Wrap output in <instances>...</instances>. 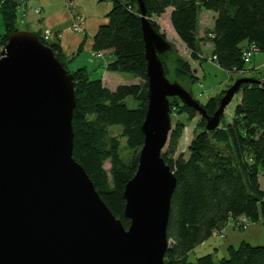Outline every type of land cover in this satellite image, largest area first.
Segmentation results:
<instances>
[{
	"label": "trees",
	"instance_id": "trees-1",
	"mask_svg": "<svg viewBox=\"0 0 264 264\" xmlns=\"http://www.w3.org/2000/svg\"><path fill=\"white\" fill-rule=\"evenodd\" d=\"M112 8L93 37V50L110 52L114 60L108 65L113 73H128L134 79L116 89L107 87L102 79L92 78L83 67L70 70L71 59L59 42H49L36 34L40 41L51 47L57 58L74 77L76 108L73 115V157L93 181L101 199L121 220L126 229L130 220L125 217L126 185L134 178L139 156L144 145L142 132L148 110V77L146 43L142 29V12L138 0H110ZM146 18L155 31L167 38L162 29L173 35L179 44L199 60L201 43L210 40L211 59L228 73L246 72L244 51L255 45L264 53V0H143ZM215 15L213 27L201 36L202 12ZM0 13L5 32L0 42L6 45L17 28L18 5L15 0H1ZM166 15V20L163 19ZM163 31V32H162ZM173 50L171 46L170 52ZM167 54V55H166ZM168 53L160 56L166 76ZM175 76L195 83L198 78L190 62L176 56ZM251 83H243L236 93L232 119L224 122V115L214 130L207 129V120L194 133L188 156L175 157L183 124H177L170 137L168 151L162 157L177 179L171 200L168 224L166 264H264V245L252 246L246 242L230 247L228 258L214 261L205 255L195 262L189 255L228 222L245 218L250 224L264 218V71L253 69ZM231 87V85L229 86ZM227 89L223 90L224 94ZM209 97L199 102L206 115L214 116L223 98ZM128 98L136 102L130 108ZM197 101V100H196ZM171 113L193 119L198 112L179 98H171ZM227 110V108H226ZM122 127L121 134L112 135L111 127ZM131 152L129 162L121 154V140ZM106 163L110 169H105Z\"/></svg>",
	"mask_w": 264,
	"mask_h": 264
},
{
	"label": "water",
	"instance_id": "water-1",
	"mask_svg": "<svg viewBox=\"0 0 264 264\" xmlns=\"http://www.w3.org/2000/svg\"><path fill=\"white\" fill-rule=\"evenodd\" d=\"M148 110L136 175L126 185V229L75 161L74 77L33 32L18 31L0 52V264H166L171 200L177 179L162 157L171 130L170 98L218 127L243 83L214 116L179 83L160 56L171 49L146 18Z\"/></svg>",
	"mask_w": 264,
	"mask_h": 264
},
{
	"label": "rangeland",
	"instance_id": "rangeland-1",
	"mask_svg": "<svg viewBox=\"0 0 264 264\" xmlns=\"http://www.w3.org/2000/svg\"><path fill=\"white\" fill-rule=\"evenodd\" d=\"M68 4V8L72 11H75V5L73 0H66ZM89 10L95 12L99 17L104 18L106 20V15L112 8V2L109 0L100 1L97 0L94 2V5L91 7L89 6ZM40 12L39 10L37 13ZM206 11L202 12L201 15V34L205 36L207 31H209L213 23L212 15L213 13L209 12L207 14ZM74 17L76 18L74 21V29L77 33H83V25L84 21L82 17L78 14H75ZM19 18H21V13L19 14ZM166 20V15L164 16ZM213 23V24H212ZM17 28L20 31H24L22 27L21 19L17 22ZM163 31L166 33L167 38L166 40L173 46V50L170 52L168 51V60L169 67L171 72L167 77L171 83H179L187 92H189L192 97L197 100V102H201L202 104L205 103L209 97H219L221 94L223 95V90L229 89L230 85L233 86L239 79L247 78L252 76V70L256 67L264 64V53L255 52L251 59V62L246 66V72L242 73H228L225 70L221 69L218 65H216L211 59V49L212 43L210 40L205 41V46L200 50L201 59L194 63L195 68L197 70V77L199 78L195 83L190 82V80H179L176 79L175 76V68H176V56L179 55L186 60H191V53L179 44L178 40L169 33V30L166 31L164 25H162ZM162 31V32H163ZM5 29L3 25V21L0 15V35L4 34ZM178 44V45H176ZM6 46V45H5ZM0 42V49H4L5 47ZM167 55V54H166ZM79 61V62H78ZM81 60H76V62L71 66V69H76L80 65ZM262 70L264 71V65H261ZM260 69V68H259ZM120 74V73H119ZM123 77L127 78L129 81L135 80L131 74L123 73ZM96 75H92V78H95ZM122 78V77H121ZM136 81V80H135ZM226 83V84H225ZM123 84V83H120ZM127 84V83H126ZM224 97V95H223ZM171 101V98L169 99ZM239 102V96L234 97L232 102L227 107L226 113L224 115V122H229L232 119L234 108L236 104ZM128 105L130 108L136 107V102L133 98H128L127 100ZM171 107V106H170ZM171 110V109H170ZM203 117L198 113V115L193 118L189 119L186 116L179 115L176 113H171V130L169 133L168 141L165 147L162 150V155L168 151V142L170 137H172L178 126L177 124H183V132L182 136L179 140L178 147L175 151L173 157L184 154L188 156V148L189 145L194 138V133L199 131L202 127L201 119ZM122 127L115 126L110 128V132L112 135H120ZM120 154L124 162H129L131 159V152L126 146V140H121V147H120ZM105 169L108 171L110 169V164L106 163ZM235 221L231 219L226 227L220 231L213 234L210 238H208L203 244L196 246L194 251H192L189 255V260L195 262L198 258L203 257L205 255H212L214 261L218 262L223 258H228L229 253L228 250L230 247H239L241 243L246 242L252 246H261L264 245V218H262L258 223H253L247 225L245 228L241 229L236 225Z\"/></svg>",
	"mask_w": 264,
	"mask_h": 264
},
{
	"label": "crops",
	"instance_id": "crops-1",
	"mask_svg": "<svg viewBox=\"0 0 264 264\" xmlns=\"http://www.w3.org/2000/svg\"><path fill=\"white\" fill-rule=\"evenodd\" d=\"M95 1L97 0H73L75 11H72L68 8L66 0H15L17 4L19 3L17 22L21 19L24 31L40 34L43 37L48 35L49 42H59L63 53L71 59L69 63L70 70H76L71 69V66L76 60L82 59L77 69L85 67L91 76L96 75L95 78L102 79L107 87L116 89L118 86L122 85L120 83L126 84L132 81L123 77L124 74L122 73H113L108 70V65L114 60L110 52L100 53L93 50V37L97 33L99 27L107 22V19L105 20L99 17L95 12L89 10V6L91 7L94 5ZM38 10L40 12L37 13ZM20 13L21 18H19ZM75 14L82 17L84 21L83 33H77L74 29ZM207 14L210 13L207 12ZM211 15L214 23L215 15ZM201 36L203 35L201 34ZM205 44V42L201 43V49ZM182 46L185 50L189 51L184 45ZM212 50L213 47L211 52ZM1 51L0 49V52ZM198 58L200 60L201 56ZM199 60H188L196 76L197 70L194 63ZM261 65L256 67V69H262ZM238 221H235V223L241 228L242 226L238 224Z\"/></svg>",
	"mask_w": 264,
	"mask_h": 264
},
{
	"label": "built area",
	"instance_id": "built-area-1",
	"mask_svg": "<svg viewBox=\"0 0 264 264\" xmlns=\"http://www.w3.org/2000/svg\"><path fill=\"white\" fill-rule=\"evenodd\" d=\"M0 5H1V0H0ZM18 7H19V3L17 4ZM46 40H48V35H45L44 36ZM258 48L255 46V45H250L245 51H244V54H243V60L245 61V63H250L251 62V59L253 57V54L255 52H258ZM238 224L240 226H242V228H245L247 225H249L250 223L245 219V218H242L238 221Z\"/></svg>",
	"mask_w": 264,
	"mask_h": 264
}]
</instances>
